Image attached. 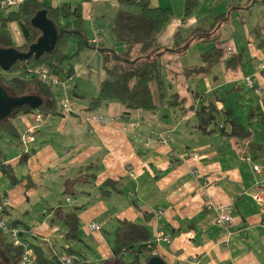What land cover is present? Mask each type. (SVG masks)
I'll list each match as a JSON object with an SVG mask.
<instances>
[{
  "label": "crops",
  "instance_id": "1",
  "mask_svg": "<svg viewBox=\"0 0 264 264\" xmlns=\"http://www.w3.org/2000/svg\"><path fill=\"white\" fill-rule=\"evenodd\" d=\"M148 1L171 14L157 37L160 47L168 48L174 36L184 41L192 30L214 27L206 38L200 34L190 40L181 53L161 57L165 94L176 95L181 105L143 113L126 111L112 101L90 111L88 100L96 95L104 74L97 52L85 49L73 61L74 73L66 82L75 94L68 95L72 112L64 116L55 111L41 124L34 121L35 112L19 115L13 121L18 137L34 127L33 142H0L3 163L22 179L10 186L0 174V196L10 200L0 212L2 218L16 223L25 244L38 248L47 260L68 256L88 264L105 261L111 257L113 231L119 221L127 220L144 226L153 253L165 264H264V215L249 195L264 186V171L253 173L237 156L245 145L251 162L264 165V69L255 80L260 95L243 83L257 72L264 56V5L258 0L248 6L246 0H195L192 14L183 18L184 0ZM50 2L79 6L88 42L98 32L95 45L122 50L109 34L117 0ZM225 47L234 57L240 55L235 69H225L219 61L183 78L182 69L203 65V53ZM59 93L54 90L56 103L66 96ZM201 101L214 106L215 124L223 125L224 134L197 122ZM227 111L248 133L246 139L229 135ZM91 116L97 120L88 121ZM155 135L171 141L156 143ZM21 155L27 160L18 165ZM207 201L230 207L227 232L213 226ZM68 213L77 219L76 241L64 238L61 216ZM144 213L150 215L146 221ZM89 223L99 225V231L89 232ZM157 234L168 243L156 241Z\"/></svg>",
  "mask_w": 264,
  "mask_h": 264
},
{
  "label": "trees",
  "instance_id": "2",
  "mask_svg": "<svg viewBox=\"0 0 264 264\" xmlns=\"http://www.w3.org/2000/svg\"><path fill=\"white\" fill-rule=\"evenodd\" d=\"M253 1L246 0V6ZM258 1L264 5V0ZM117 3L119 9L110 22L109 34L113 43L122 46V50L119 52L106 50L88 42L84 35L79 6H71L69 3L50 6L46 0H23L15 12L0 11V49L12 48L20 53L27 52L28 47L35 43L40 36V33L30 25L32 17L39 11L45 12L46 19L52 23L56 31L55 46L50 54H44L36 60L30 58L23 63H15L8 73L4 74L11 75V78L3 77L1 75L3 73L0 72L2 82L0 87H2L1 90L5 95L12 98L35 96L40 99V105L36 111H31L24 106L0 121V142L4 138L11 141L19 140L13 124L14 119L19 115L33 112L42 117L54 115L59 106V103H56L53 98L55 89H59L60 95H66L64 98L71 100L68 95L75 94L71 88L68 89L66 82L73 76V61L85 49L97 52L100 58V69L104 74L103 79L98 83L96 95L88 100L90 111L112 101L126 111L137 110L143 113H153L160 108L170 109L181 105L176 95L167 97L165 94V86L161 78V57L165 53H181L190 40L200 34L206 38L205 33L211 32L214 27L205 31L192 30L184 41L178 36H174L171 45L168 48H163L158 45L157 37L171 17L168 9L153 7L148 0H117ZM195 7V0H184L182 17L188 18ZM221 17L223 16L221 15ZM217 21L218 19L214 20L213 24L215 25ZM11 23L17 26L20 39L15 40L8 31L7 27ZM69 40L74 41V50L71 55L64 51ZM221 56L222 51L216 49L203 53L200 56V61L204 66L182 69L183 78L187 79L188 76L199 74L204 68L219 62ZM239 63L240 55H237L228 58L223 64L225 69L232 70ZM40 66L48 68L51 74L63 83L44 86L38 82L34 72ZM77 98L82 97L77 96ZM196 98L201 99L197 95ZM215 113L212 104L201 101V107L196 112L197 122L201 126H205L204 128L215 126L221 134H224L223 125L217 127V123L215 124ZM226 117L228 121L225 125L229 128V135L234 138L246 139L248 133L236 123L235 119L231 118V113L227 111ZM204 128L202 132L207 134L208 131ZM26 160V155H21L17 164L23 165ZM0 174L10 186H14L22 180L21 178L17 180L11 167L3 163L1 150ZM3 197V195L0 196V203ZM149 217V214H143L144 221L148 220ZM0 218L2 219L1 213ZM61 222L66 230L65 240L76 241L78 239V225L74 213L62 215ZM15 224L10 223L12 227ZM112 238L111 257L96 264H144L153 256L157 257L153 253L151 236L142 225L121 220L113 231ZM32 250L35 256L33 264H59L56 258L50 260L44 258L38 248L32 247ZM21 253L20 247L11 246L0 235V259L2 261L0 264H16ZM68 255H73V252L68 251ZM73 264L88 263L73 260Z\"/></svg>",
  "mask_w": 264,
  "mask_h": 264
},
{
  "label": "built area",
  "instance_id": "3",
  "mask_svg": "<svg viewBox=\"0 0 264 264\" xmlns=\"http://www.w3.org/2000/svg\"><path fill=\"white\" fill-rule=\"evenodd\" d=\"M23 0H0V8L8 10L13 7H17L22 3ZM98 32H94V36L96 37ZM94 37L91 44H96V38ZM233 50L229 47H225L222 51V56L220 58L221 63L223 64L225 60L233 56ZM264 69V56L259 59L257 65V72L253 75L248 76L243 79V83L246 89L252 91L255 95H260L261 87L255 84V80L257 77L258 71ZM32 73V71H29ZM37 76L38 82L43 84L44 86H54L58 84H62L63 82L59 81L55 76L51 74V72L45 66H40L36 72H34ZM60 110H56L61 115H68L72 112V105L68 101V99L64 98L59 102ZM34 121L36 123L41 124L45 117H42L38 114H34ZM96 117L91 116L88 118V121H95ZM34 130V127L26 130V133H23L19 136V141L21 145H26L27 143L33 142V137L30 135V131ZM157 138L156 142L162 145L168 144L171 140L169 138L162 137L161 135L155 136ZM244 146L240 148L237 153L239 160L242 163H246L250 165L251 171L255 174H259L264 171V165L260 166L258 164H254L248 158L246 151L244 150ZM250 198L253 200L257 208L259 209V213L264 215V186L255 187L251 193H249ZM64 202L66 204H70L71 201L69 199H65ZM6 206H10V200L7 198H2L0 203V212ZM205 209L214 213L213 226L221 231L227 232L228 226L231 222V210L229 206L215 205L211 201H207L205 204ZM155 214H161L157 211ZM99 225L95 223H89L87 225V230L89 232L99 231ZM0 235L4 237L5 241L13 247H20L22 249V253L17 259L16 264H33L35 261V256L31 247L27 246L20 236V232L9 224H5L3 221H0ZM156 241H162L168 243V239L166 237L161 236L160 234L156 235ZM59 264H73V260L68 256H62L57 259ZM197 262H195L196 264Z\"/></svg>",
  "mask_w": 264,
  "mask_h": 264
},
{
  "label": "water",
  "instance_id": "4",
  "mask_svg": "<svg viewBox=\"0 0 264 264\" xmlns=\"http://www.w3.org/2000/svg\"><path fill=\"white\" fill-rule=\"evenodd\" d=\"M33 29H36L40 36L35 43L31 44L27 52L20 53L15 49H0V70L7 72L15 63H23L30 58L38 59L44 54H50L55 46L56 31L52 23L46 19L45 12L35 13L30 21ZM40 105V99L35 96H22L12 98L4 94L0 89V121L5 119L13 111L21 107H28L31 111H36ZM113 264V263H110ZM144 264H165L159 257H152Z\"/></svg>",
  "mask_w": 264,
  "mask_h": 264
},
{
  "label": "rangeland",
  "instance_id": "5",
  "mask_svg": "<svg viewBox=\"0 0 264 264\" xmlns=\"http://www.w3.org/2000/svg\"><path fill=\"white\" fill-rule=\"evenodd\" d=\"M51 1V0H50ZM49 0H46V3L47 4H52L51 2H50ZM19 6H17V7H13V8H10V9H8V10H4L5 11V13L6 12H15L16 10H17V8H18ZM130 11H132V10H130ZM83 27H84V33H85V37H88L87 36V33H88V30H87V26H86V24L84 23L83 24ZM7 29H8V31L11 33V35L13 36V38L15 39V40H17V39H20V32H19V30L17 29V26L14 24V23H11L8 27H7ZM19 35V36H18ZM202 36V35H201ZM19 37V38H18ZM73 48H74V41L73 40H69L68 41V43H67V47L65 48V53H67V54H70V52L73 50ZM56 98H57V96L56 95H54ZM35 116V115H34ZM33 118H35V117H33ZM252 200V199H251ZM252 202H253V200H252ZM254 203V202H253ZM255 204V203H254ZM0 262H2L1 261V259H0ZM3 264V263H2ZM5 264V263H4Z\"/></svg>",
  "mask_w": 264,
  "mask_h": 264
},
{
  "label": "flooded vegetation",
  "instance_id": "6",
  "mask_svg": "<svg viewBox=\"0 0 264 264\" xmlns=\"http://www.w3.org/2000/svg\"><path fill=\"white\" fill-rule=\"evenodd\" d=\"M4 10H5V9H1V8H0V11H4ZM18 36H19V35H18ZM18 38H19V37H18ZM10 69H11V68H10ZM8 71H9V70H8ZM8 71H7V72H3V71L0 70V72L3 73V74H1L3 77H5V78H7V77L11 78V75H9V74L4 75L5 73H8ZM1 83H2V82H1V79H0V85H1ZM1 88H2V87H0V89H1Z\"/></svg>",
  "mask_w": 264,
  "mask_h": 264
},
{
  "label": "bare ground",
  "instance_id": "7",
  "mask_svg": "<svg viewBox=\"0 0 264 264\" xmlns=\"http://www.w3.org/2000/svg\"><path fill=\"white\" fill-rule=\"evenodd\" d=\"M61 1H69V0H61ZM221 127V126H220ZM231 206V205H230ZM6 207H8V206H6ZM5 208V207H4ZM156 216L157 217H159V216H161V214H156ZM0 221H3L5 224H9V223H7L3 218L1 219L0 218ZM10 225V224H9ZM154 257V256H153ZM71 258V257H70ZM72 259V258H71ZM73 260V259H72Z\"/></svg>",
  "mask_w": 264,
  "mask_h": 264
},
{
  "label": "clouds",
  "instance_id": "8",
  "mask_svg": "<svg viewBox=\"0 0 264 264\" xmlns=\"http://www.w3.org/2000/svg\"><path fill=\"white\" fill-rule=\"evenodd\" d=\"M20 236H21V234H20Z\"/></svg>",
  "mask_w": 264,
  "mask_h": 264
}]
</instances>
